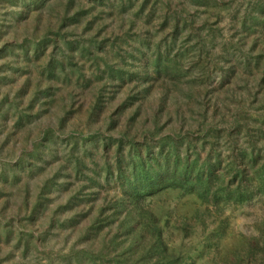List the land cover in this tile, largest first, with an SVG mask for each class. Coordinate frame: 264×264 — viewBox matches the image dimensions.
I'll use <instances>...</instances> for the list:
<instances>
[{"label": "rangeland", "instance_id": "obj_1", "mask_svg": "<svg viewBox=\"0 0 264 264\" xmlns=\"http://www.w3.org/2000/svg\"><path fill=\"white\" fill-rule=\"evenodd\" d=\"M142 1L135 0L133 8H139ZM202 1L205 4L148 0L138 15L120 10L116 0H110L109 6H98L94 0H75L84 11L82 22L71 36L70 28L64 27L62 36L71 41L80 36L85 47L86 40L94 36L103 42L102 52L90 47L86 60L76 55V62L58 74L56 100L48 107L36 104L33 111L39 114L19 127L12 139L4 141V133H0L1 168L17 161L14 153L25 146V131L30 132L32 140L47 130L48 123L53 125L38 154L30 160L31 173L26 169L17 173L20 178L16 188L28 182L32 200L40 192L45 197L40 220L53 214L60 226L37 230L41 233L37 253L30 251L20 260L17 249L12 255L14 263L75 264L68 255L70 250L84 249L88 243V239H81L80 230L89 225L97 211L121 196V180H116L113 173L128 166L130 144L126 139L137 145L146 142L156 154L160 139L173 136L169 141L180 143L179 150L188 160L219 159V176L236 148L249 152L253 144L254 152L264 155V24L260 22L252 29L249 20L246 27L242 26L245 17L253 13L254 3L264 0ZM17 7L0 0V17L10 20L9 13ZM24 21H30V16ZM145 36L148 44L142 41ZM165 51L170 57L179 56L187 71L184 78L173 80L164 72L155 73L154 57ZM96 54L115 63L113 69L119 67L121 78L113 74L96 78L103 70L91 60ZM60 57L58 50L47 46L39 67ZM232 65L235 69L229 74ZM144 71L146 78L138 75ZM10 73L5 68L0 71L1 75ZM25 78L15 75L9 84L11 90H7L9 85L1 86L0 98L8 92L9 99L14 100ZM69 90L72 98H67ZM21 95L24 104L15 116L27 112L24 105L29 93ZM174 98L178 101L173 102ZM11 113H6L10 127L15 117ZM120 137L124 139L119 146ZM158 159L162 162V153ZM76 166H86L88 175L90 170L97 172L92 189L96 193L91 196L96 200L91 204L83 196L71 205L73 190L85 184V179L76 175ZM108 168L113 170L110 176L105 173ZM251 186L253 195L240 204L224 203L223 199L213 203L191 193L167 190L149 197L146 205L157 215L169 251L180 250L182 264H264V187L258 178L252 179ZM75 210L83 216L78 217ZM73 212L76 218L71 223ZM107 213L105 208L103 214ZM9 262L0 260V264Z\"/></svg>", "mask_w": 264, "mask_h": 264}, {"label": "trees", "instance_id": "obj_2", "mask_svg": "<svg viewBox=\"0 0 264 264\" xmlns=\"http://www.w3.org/2000/svg\"><path fill=\"white\" fill-rule=\"evenodd\" d=\"M15 1L7 0L10 5L17 7ZM94 1L98 6L104 4L109 6L110 4V0ZM116 1L120 10L127 9L131 11V14L139 15L144 11L148 0H143L139 8H133L135 0ZM189 1L196 5L204 2L202 0ZM18 2L17 9L9 13L10 20L0 17V71L5 68L11 72L10 76L0 74V88L11 84L15 80V75H26L20 89L15 92L14 100L9 99L8 92L2 94L0 98V133H4V141L12 139L19 127L31 122L39 114H34L33 111L36 104L38 107H48L56 100L58 74H62L61 72L65 71L67 66L76 62V55L86 60L90 47L94 48V51L102 52L101 45H103V42L96 41L94 36L86 40L87 47L81 45L80 36L75 41L68 40V36H62L61 30L64 27L70 28L69 36H71L77 33L76 26L80 24V21L82 22L81 17L84 11L79 7L81 4H76L75 0H19ZM254 4L253 13L245 17L243 27H246V22L249 20L252 22L249 26L252 29L260 22L264 24L262 17L264 2L257 1ZM26 16H30V21H24ZM176 17L178 16H175L174 20ZM53 18H56V22ZM142 41L148 44L147 36ZM50 45L52 50H58L62 57L43 62L39 67L41 57ZM231 47L235 49V46ZM259 55H261L260 52L255 59L256 65L259 62ZM178 57L177 54L170 57L167 51L157 53L153 62L155 73L164 72L173 80L184 78L187 71ZM91 60L97 66L102 65L103 67L100 75H95L96 78H101L105 74H113L115 78L120 77L119 67L113 69L115 63L113 64L104 57L101 58V54L100 56L94 55ZM245 65L249 66L247 60ZM229 69L230 74L235 67L232 65ZM138 75L143 78L148 76L146 71ZM174 84L177 83L174 82ZM173 87L179 89L177 85ZM7 90H11L10 85ZM27 92L29 93L27 104L24 105L27 112L15 116L14 114L18 113L19 108L24 104L21 94ZM67 94V98L73 97L72 90H69ZM172 101L177 102L178 100L174 98ZM98 106L99 101H97ZM9 110L12 111L11 115L15 116L11 119L13 121L11 127L7 125L6 113ZM46 127L47 130L43 134L40 132L32 137V140L30 132L24 130L26 144L19 153H14L17 161L13 166L6 164L0 168V260L11 261L9 262L11 264H17L14 263L15 258H12L15 253L19 255L20 260H23L30 251L37 253V243L41 240V233L37 230L41 231V228L45 227L50 229L56 224L57 227L60 226L59 218L54 217L53 214L47 216L46 220H40L45 206V197L40 192L32 200L28 182L16 188L20 178L17 173L24 169L31 173L32 168L29 166L33 165L30 160L38 154L39 145L46 141L53 125L48 123ZM183 138L188 141L187 136ZM122 139L124 137H120L117 141L119 146L122 144ZM169 140L172 141L173 136L166 135L160 139L159 153L154 154L146 142L137 145L126 139L130 144L128 166L127 168L121 166L117 168V173H113L116 180H121V196L108 206L107 203V207L97 211L89 225L80 230L81 239H88V243L84 249L70 250L68 255L73 263L182 264L183 258L180 250L169 251L166 243L163 242L159 219L146 205L149 197L167 190H179L183 193L194 194L205 201H213V203H218L220 199H223L224 203L240 204L253 195V190H255L251 186L253 178H258L260 185L264 187V155L254 152L253 144L249 147V152L246 149H234L236 152H233L230 161L224 166L219 176L217 174V169L221 166L219 159L212 161L208 158L205 162H199V159L190 161L188 157H183L179 150L181 144ZM163 147H167V151ZM160 152L163 155L162 162L158 159ZM9 153H12L11 150ZM85 168L86 166L75 168L76 175H81L85 179V184L73 190L71 205L81 201L84 197L87 198V202L90 201V204L96 200V198L93 200L91 196L96 193L92 189L97 172L90 170L88 175L84 172ZM110 169L105 170L109 176L113 172ZM217 184H221L224 188L222 189L221 186L216 188ZM87 189L89 192L85 194L84 191ZM105 208L108 210L106 215L103 214ZM75 213L78 217L83 216L80 210H75ZM76 214L69 218V222L75 221ZM113 222L116 224L111 226ZM105 227H108V231H103ZM35 232L37 235L34 234ZM96 240H98V247L94 246ZM17 249L19 252H15ZM47 263L51 262L47 261Z\"/></svg>", "mask_w": 264, "mask_h": 264}]
</instances>
